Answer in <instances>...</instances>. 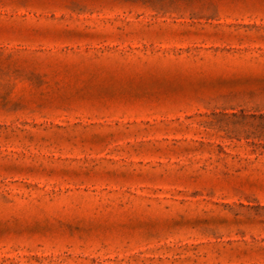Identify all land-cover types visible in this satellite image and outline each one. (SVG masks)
Here are the masks:
<instances>
[{
    "label": "rangeland",
    "instance_id": "rangeland-1",
    "mask_svg": "<svg viewBox=\"0 0 264 264\" xmlns=\"http://www.w3.org/2000/svg\"><path fill=\"white\" fill-rule=\"evenodd\" d=\"M0 264H264V0H0Z\"/></svg>",
    "mask_w": 264,
    "mask_h": 264
}]
</instances>
